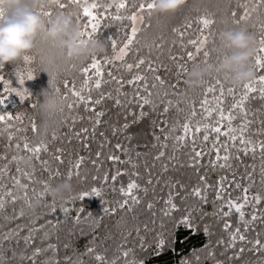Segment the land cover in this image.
<instances>
[{
    "label": "trees",
    "instance_id": "1",
    "mask_svg": "<svg viewBox=\"0 0 264 264\" xmlns=\"http://www.w3.org/2000/svg\"><path fill=\"white\" fill-rule=\"evenodd\" d=\"M121 2L127 7L117 12L116 7L103 6V0H81V5H98L94 12L100 20V28L92 38L105 41L107 45L104 54L95 56L101 60L104 73L101 87H94L96 77H93L83 91L85 102L73 97L64 87V81L67 80L69 86L75 84L80 90L84 81L80 70L87 67L93 57L66 61L64 55L59 57L58 50L48 39L41 40L40 50L45 57H58L60 68L56 85L62 96L67 95V100L60 104L62 112L31 107L32 104L43 103L44 93L50 90V77L42 71L49 67L47 63L42 64L35 59L31 65H26L20 60L0 69V75L10 79L12 87L17 86V69L25 76L28 71L35 76L24 84L31 93L30 99L21 103L19 97L12 94L6 105L0 106V113L6 111L23 117L22 120L0 122V156L6 157L0 159V169H5L0 172V200L3 202L0 208V264H111L113 260L116 264H132L133 261L136 264H264V249L258 250L259 246L255 244L257 239L264 244V202L256 205L251 199L256 194L264 196V174L261 173L264 156L258 147L255 153L249 151L245 154L239 150L242 146L238 142L233 147L226 137L221 136L220 143H228V152L221 149L220 156L227 154L229 159L217 161L213 149L216 134L209 129V140H203V126L215 125L218 119L217 113L206 118L201 107L205 89L219 76L225 89L222 106L227 113L234 102L227 89L233 88L236 99H239L243 84L233 86L230 73L225 79L226 72L217 74L214 70L211 74L206 73L198 87L189 88L185 84L187 72L193 66L206 68L202 53L196 54L188 44L199 35L198 18L208 15L215 20L209 46L217 51L213 52L210 63L218 67L222 56L230 51L222 46L219 35L222 31L238 27L232 23L231 13L236 11L238 18L243 14L241 4L251 8L258 0H188L174 14H160L154 9L151 16L147 10H139L140 4H147L150 0ZM63 3L68 4V0H63ZM74 9L81 15L79 23L84 27L86 20L82 17V8L74 4L64 10L51 7V18L58 11ZM133 14L140 21L136 40L127 50V56L122 61L104 63L106 57L111 60L116 55L109 37L116 39L118 52L133 27L127 19ZM116 15L122 19H113ZM261 18H264V6L252 14L251 23L258 25ZM189 22L191 28L186 27ZM241 25L252 31L247 25ZM174 28L184 35L174 32ZM256 32L258 35V28ZM188 51L193 52L195 59L188 60ZM140 59L145 63L137 68L135 65ZM128 64L133 65L131 70L127 68ZM149 64L155 71L149 70ZM180 65L187 71H182ZM137 75L144 76L145 80L128 83ZM157 75L164 80L163 85L155 79ZM215 95H219V90ZM89 96L91 102H87ZM142 97L151 101L143 108L140 107ZM97 99L101 100L99 104H95ZM208 100L207 107L216 106L212 94ZM69 103L73 104L72 109H68ZM92 108L95 111H91ZM245 108L250 122L245 137L258 143L264 140V99L258 93L252 94ZM193 110L197 113L194 117L191 115ZM97 112H103V116L98 117ZM235 115L233 126L238 127L244 117L239 110ZM97 119L100 120L98 125L95 123ZM33 122L38 132L32 131ZM185 123L193 131L184 141H178L176 137L184 135ZM224 124L226 128L227 122ZM197 126L202 128L200 133L194 131ZM82 129L88 131L85 133ZM53 133L55 139L52 138ZM128 134L133 136L129 143L125 140ZM41 141L48 145V150L41 152L39 159L23 149L25 142L35 147ZM193 149L203 155L194 159ZM161 152L164 155L157 159ZM13 156L17 157L16 161H12ZM56 156H60L63 163L57 161ZM81 156L84 160L77 176L72 166ZM110 156H117L119 160H110ZM22 158H30L31 167L21 166ZM43 161H47V165ZM220 164H225V167H220ZM70 170L73 171L71 179L68 178ZM25 172L29 175L25 176ZM117 172L122 175L113 182L111 176ZM105 175L109 177L106 183L103 180ZM221 177L226 178L223 180L225 190L220 191L223 200H218L216 194L220 190ZM14 178L27 188L16 185ZM132 180L139 185L134 190L139 203L120 192V188ZM65 181L71 183L72 191L65 193L63 198L52 197L49 189ZM94 187L101 189V197L73 200L81 192H90ZM245 187L249 188V204L243 209L245 219L249 221L247 225L234 211L227 217L221 212L229 199L243 202ZM195 188L201 189L206 199L193 195ZM9 191L12 196L7 195ZM44 192L46 196L41 197ZM170 195L179 210L166 216L165 201ZM124 199L129 203L121 208ZM37 200L40 201L39 207L34 213H29L27 210ZM63 207L70 211L63 212ZM104 208L115 211L105 212ZM223 211L228 209L223 207ZM253 214L258 217L255 221H251ZM184 216H189L191 228L180 223ZM225 223L231 224V229L225 230ZM237 227L246 239H237L235 247H230V236ZM160 239L165 241L162 248L157 246ZM89 247L93 252H87ZM36 249L40 252L34 255ZM124 251H129L127 258L123 256ZM97 255L103 256L104 260L97 261Z\"/></svg>",
    "mask_w": 264,
    "mask_h": 264
},
{
    "label": "snow or ice",
    "instance_id": "2",
    "mask_svg": "<svg viewBox=\"0 0 264 264\" xmlns=\"http://www.w3.org/2000/svg\"><path fill=\"white\" fill-rule=\"evenodd\" d=\"M77 5L79 7L82 8V17L85 18L86 23L84 25V35L91 39L94 34H97L100 28V20L98 18V16L95 14L94 10L98 7V5L96 3H91V4H85V5H81V0H68V4L62 3L61 5L58 6V9L60 10H64L66 8H68L69 5ZM260 6H264V0H258L257 4L253 7H249L247 4H241L240 7L243 9V14L239 15V17L237 18V12L233 11L231 13V17H232V23L236 26H240L242 23L247 25L248 27H250L252 29V33L256 36L257 39V43H258V47L256 48V52H255V56L253 57V63L255 65L256 71H257V76L254 80L243 84V90L240 93L239 99H236V95H235V90L233 88H228L227 89V93L233 97L234 102L231 104L230 109L227 111V113L225 112L223 105V97L225 94V89L223 86V83L221 81V79L219 78V76H217L215 78V82L210 84L204 91V99L200 102L201 103V107L203 108L204 112L206 113V118L211 117L213 115V113H217L218 115V119L216 120L215 125H210V124H205L203 126V130L205 132L204 136H203V140L204 141H208L209 140V129L211 131V133H215V139L213 140V149L216 153V160L220 161L221 159L223 161H228L229 159V155L225 154L223 157L220 156V152L221 149H223L225 151V153L228 152V143H220V137H226L227 141H230L232 143V146L235 147L236 143L238 142L239 145H241L242 147L239 149L240 151L244 152L245 154H247L249 151L255 153L257 147L260 149L262 156H264V140L259 141L258 143H254L250 138H246L245 137V133L248 131V126H249V121L247 120V110L245 108V103L246 101L250 98V96L252 94H259L260 98L264 99V18H261L259 21V24H253L251 23V17L252 14L254 12L257 11V8ZM106 8H110L108 6H105ZM127 7L126 3H120L119 5L116 6L117 8V12H119L122 9H125ZM155 9V3L154 0H150V2H148L147 4H140L139 5V10L140 12H143L145 10L148 11V15L151 16L152 14V10ZM38 11L39 14L44 17L46 20L51 18L52 15V11H51V7L47 5L46 2H41L38 6ZM69 14L71 13V11H68ZM5 14L4 9L2 7H0V18L3 17V15ZM143 17H141L142 19ZM81 19V15H77L75 17V20L77 22H80ZM113 19L115 20H120L122 19L121 16L116 15L113 17ZM127 19H129L132 24L133 27H131V32L130 34L127 35V39L126 42L124 43L123 47H120L118 52H117V41L116 39H113L111 37H109V41L111 43L112 49L114 52H116V55L109 60L107 57L104 59V63H112L115 60H123L125 58V56H127V50L129 49V47L134 43V41L136 40L137 37V33H138V29L134 26L135 25V21L137 19L136 14H133L129 17H127ZM197 23L200 25V28L198 29L199 31V35L195 38V39H191L188 41V44L191 45L194 49H195V53L196 54H201L204 57L203 63L206 65V69L207 72L209 74H211V72L214 70L217 74L220 73V69L219 67H215L212 63H210V58L213 54V52L217 51L216 48L214 47H210L209 46V36L213 35L211 29L213 27V25L215 24V20L213 18H211L208 15H204L198 18ZM186 27L191 28L192 24L189 22L186 24ZM91 29L90 31H88V29ZM258 28V35L256 32V29ZM174 32H179L181 36L184 35L183 32H180L179 29L174 28L173 29ZM205 31L208 32L207 35H205ZM41 40L47 41V38L44 36L43 33L40 34L39 38L36 41V50L33 53L30 54H26L23 58L22 61L24 62V64L26 65H31V63L35 60V59H39V61L43 64V63H47L49 65V67L43 68L42 71H46L50 77L49 79V85H50V90L46 91L44 93V97L45 100L43 103L38 102L37 104H32L31 107L32 108H37L40 107L42 109H44L45 111H52V110H59V111H63V107H60V104L67 100V95H61V90L60 88L56 85V77L59 74V63H58V57L56 56H52V57H45L44 52L40 50V42ZM52 44V47L58 50L59 53V57H63L64 55V50L61 49L58 45H56L54 42H50ZM215 43V41L213 40V44ZM187 58L188 60H193L195 59L194 54L192 51H188L187 52ZM172 59H176L175 57H172ZM145 63L144 59H140L139 62L135 65L137 68L140 67V65H143ZM72 67H75V65L73 64ZM180 69L182 71H187V69L183 68V65L179 66ZM127 68L129 70H131L133 68L132 64H128ZM2 69V68H0ZM149 70L151 71H155V69H153L151 67V65L149 64ZM82 75L84 76V81H83V86L80 90L76 89L75 84H72L71 86H69V82L67 80L64 81V87L66 89H68V91L71 93V95L73 97H76L78 101L80 102H85V96L83 95V91L85 88H87V86L89 85L90 82L93 81V77H96L95 81H94V87L96 89H99L101 87V82L103 79V70L101 67V60L93 57L92 58V62L87 66V67H83L81 70ZM108 75L111 76V73L109 72ZM229 76V73H224V78L227 79ZM15 77H16V85L15 87H12V81L10 79H6L5 76L0 75V106H4L6 105V101L8 100L9 96L12 94H15L17 97H19V100L21 103H23L26 99H30L31 93L29 92V90L24 87L25 81L28 80H32L35 78V76L33 75L32 71H28L27 75L25 76L24 72L17 69L15 71ZM115 79V78H114ZM155 79L157 81H159V83L161 85L164 84V80L161 79L160 76H156ZM145 77L141 76V75H137L135 76L132 80L128 81V83L132 84L135 83L136 81H144ZM153 87H155V85H153ZM217 90H219V95H215L217 93ZM88 91H91V89L89 88ZM209 94L213 95V98L215 100L216 106L215 107H207V105L209 104V100H208V96ZM149 95H151V93H149ZM142 104L140 105L141 108L144 107V105H148L151 103V101L146 98V97H142ZM87 102H91V97H88V101ZM101 102L100 99H97L95 101V104H99ZM117 104L120 103L119 100L116 101ZM68 109H72L73 108V104L69 103L67 104ZM239 110V112L243 115L244 119L242 120V122L239 124L238 127H234L233 126V121L236 119V115H235V111ZM91 111H95L94 108L91 109ZM165 112L168 111L167 108L164 109ZM96 115L99 116H103V112H97ZM191 115L194 117L197 115L196 111L193 110L191 112ZM22 120L23 117L19 116V115H14V113H9V112H3L0 113V122H5V121H11V120ZM227 122V127L225 128V124L224 122ZM95 123L98 125L100 123V120L97 119L95 121ZM125 128L128 127L127 124L124 125ZM32 131L38 132V128L35 122L32 123L31 125ZM82 132H87V129H82ZM183 131H184V135H180L176 137V140L178 141H184L186 139V137L188 136L189 133H191L193 130L190 128V125L188 123H185L183 125ZM195 133H200L202 131V128L200 126H197L195 128ZM77 135H79V133H77ZM53 139L56 138L55 133H53ZM12 137L11 135L9 136V140H11ZM165 139H167V137H165ZM217 145H220L219 147H217ZM166 146V145H165ZM17 148L20 147L19 144L16 145ZM120 145H117V148H119ZM23 149L32 153V155L36 158L39 159V154L41 152H46L48 150V145L46 143H44L43 141H41V143L37 144L35 147H30L28 142H25L23 144ZM59 151V150H58ZM194 151V159L196 158H200L203 153L200 151H195V149H193ZM97 155L99 156V153H97ZM164 153L161 152L159 154V156L157 157V159L161 156H163ZM0 159H6V157L0 156ZM17 157L13 156L12 157V161H16ZM55 159L57 161H60L61 163H63V161L61 160L60 156H56ZM110 160L113 161H118L119 157L117 156H110L109 157ZM84 158L81 156L77 159V161L75 162V164L72 166L73 169L75 170V174L77 176H79V169L81 168V165L83 163ZM44 165H47V161H43L42 162ZM220 167H225V164H220ZM5 169H0V172H4ZM17 171L19 172V169H17ZM261 173L264 174V166H262L261 168ZM59 174V173H57ZM25 176H28L29 174L27 172L24 173ZM122 175V173L117 172L115 175L111 176V180L113 182H115L117 180V177ZM73 176V171L70 170L68 173V178L71 179ZM226 179L225 177H221L220 180V190L217 191L216 194V198L218 200H223V197L220 195V191H224L225 189L223 188V180ZM104 182L106 183L109 180V177L107 175H105L103 177ZM201 180H204V177H201ZM14 182L16 185H21V181L19 179H15L14 178ZM22 187L27 188V185H21ZM237 188L240 187L239 184L236 185ZM45 188H47V185L45 184ZM139 185L136 183V181L132 180L130 182L127 183L126 187L122 186L120 188V192L125 196V197H130L131 200L134 203H139V199L138 197L134 194V190L138 189ZM146 191V190H145ZM248 192H249V188L245 187L243 189V196H242V201L243 202H239L238 200H233V199H229L224 205L223 207H226L228 209V211H223V207L221 209L222 215L227 217L230 216L233 211L238 214L239 219L241 222H243L245 225H247L249 223V221H247L245 219V212L243 211V209L249 204V196H248ZM8 196H12L11 191H9L7 193ZM41 197L46 196V192L41 193L40 194ZM102 193H101V189L99 188H92L90 192H81L77 197H73V200L75 199H79V200H83L85 197H89V196H95V197H101ZM193 195H195L196 197H199L201 199H206V197H204L202 195V190L199 188H195L193 189ZM256 205H260L262 202H264V196L260 195V194H256L251 198ZM15 200V197H13V201ZM129 203L128 199H124L123 202L120 204V207L123 208L125 207V205H127ZM165 204L167 205V209L165 210V215H170L172 212L174 211H178V207L177 205L173 202V199L171 197V195L169 196V199L165 201ZM3 207V202L2 200H0V208ZM149 208L152 207L151 204L148 205ZM53 210H55V205L53 204ZM63 212L68 213L70 211V209L68 207H63L61 209ZM80 211H83V209H80ZM105 212H109L112 211L114 212L115 209H109V208H104ZM257 216L255 214H253L251 216V221H255L257 220ZM77 221L79 220V216L76 217ZM180 223H183L184 225L188 226L189 228L192 227L191 221L189 216H184L181 218ZM232 225L229 223H225L224 228L225 230H229L231 229ZM205 231H207V229H205ZM230 239L232 241V244L230 245V247H235V241L237 239H239L240 241H244L246 239V237L242 234H240V228L237 227L235 229L234 232H232ZM255 244L257 246H259L258 250L260 249H264V244H261V241L259 239H257L255 241ZM165 245V241L163 239H160L158 242V247L162 248ZM241 252L243 251V249L240 250ZM40 249H36L35 254H39ZM87 252L91 253L93 252V249L91 247H89L87 249ZM123 256L125 258H127L129 256V251H124L123 252ZM95 259L97 261H103L104 257L101 255H97L95 257ZM111 264H116V261L113 260L111 262ZM132 264H136L135 261L132 262ZM142 264V262H141Z\"/></svg>",
    "mask_w": 264,
    "mask_h": 264
},
{
    "label": "clouds",
    "instance_id": "3",
    "mask_svg": "<svg viewBox=\"0 0 264 264\" xmlns=\"http://www.w3.org/2000/svg\"><path fill=\"white\" fill-rule=\"evenodd\" d=\"M41 0H0V7L5 14L0 18V68L14 64L36 50V41L40 34L64 50L66 61L85 59L102 55L107 51L105 41L97 38H85L84 27L74 18L78 10L69 12L58 11L51 19L46 20L39 14ZM48 6L58 8L63 0H46ZM121 0H103V6L116 7ZM155 11L160 14H174L183 8L188 0H154ZM222 46L229 53L222 56L218 65L223 72L231 74L230 83L240 86L254 80L257 71L253 63L257 48L256 36L246 26L230 28L219 35ZM207 69L195 65L187 72L185 84L189 88L201 84ZM23 167H31L30 158H22ZM72 191V185L65 181L51 187L49 194L54 198H63L65 193ZM40 201H35L27 210L34 213Z\"/></svg>",
    "mask_w": 264,
    "mask_h": 264
},
{
    "label": "rangeland",
    "instance_id": "4",
    "mask_svg": "<svg viewBox=\"0 0 264 264\" xmlns=\"http://www.w3.org/2000/svg\"><path fill=\"white\" fill-rule=\"evenodd\" d=\"M139 21H140V20H139V17H137V19H136V21H135V25H134L136 28L138 27ZM88 31H89V30H88ZM132 137H133L132 134H128V135L126 136V139H125L126 142L129 143V142L132 140ZM236 196H237V194H236Z\"/></svg>",
    "mask_w": 264,
    "mask_h": 264
}]
</instances>
